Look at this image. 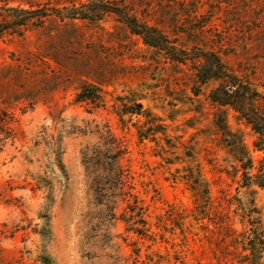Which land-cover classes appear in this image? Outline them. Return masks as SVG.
Returning a JSON list of instances; mask_svg holds the SVG:
<instances>
[{
  "label": "rangeland",
  "instance_id": "374dc122",
  "mask_svg": "<svg viewBox=\"0 0 264 264\" xmlns=\"http://www.w3.org/2000/svg\"><path fill=\"white\" fill-rule=\"evenodd\" d=\"M0 31V264H253L261 135L195 73L264 123V0H0Z\"/></svg>",
  "mask_w": 264,
  "mask_h": 264
},
{
  "label": "trees",
  "instance_id": "16d2710c",
  "mask_svg": "<svg viewBox=\"0 0 264 264\" xmlns=\"http://www.w3.org/2000/svg\"><path fill=\"white\" fill-rule=\"evenodd\" d=\"M1 33V31H0ZM213 68L210 69V73H205V75L200 76V72L197 70L195 73L199 78L200 82H204L208 78H217L221 79V81L226 79L225 82L228 83L226 87L216 88L211 91V100L217 102L219 104H228L233 109H235L242 118L246 121L247 124L251 126V128L258 135H261L258 139L253 141V146L257 150H264V123H262V116L259 114L256 108V98L254 90L250 87H240V81H237V77L231 73H227L229 70L225 65H223L220 60L216 59L213 61ZM81 94H84V90H81ZM92 95L85 94L79 95V100H91ZM2 113L0 112V130L6 124L9 123L8 120L2 119ZM261 140V142H260ZM245 158V159H244ZM240 168H241V176L243 185H248L250 182L251 175L248 174L250 168H252L253 159L252 157H237ZM264 167L258 169L261 175L264 176ZM255 177V176H254ZM263 180V181H262ZM261 181H254L258 186H264V179ZM254 226V225H252ZM254 229V227H253ZM248 249L251 252V257H253V264H263V255H264V244L262 239L261 231L253 230L252 235L249 239V247H244V249Z\"/></svg>",
  "mask_w": 264,
  "mask_h": 264
}]
</instances>
